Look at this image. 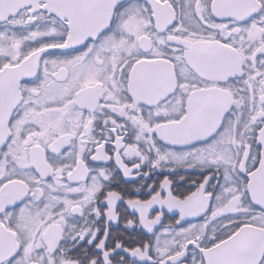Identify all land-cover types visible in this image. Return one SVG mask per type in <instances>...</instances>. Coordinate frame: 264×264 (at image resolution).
Returning <instances> with one entry per match:
<instances>
[{"label": "snow or ice", "instance_id": "6c2138e0", "mask_svg": "<svg viewBox=\"0 0 264 264\" xmlns=\"http://www.w3.org/2000/svg\"><path fill=\"white\" fill-rule=\"evenodd\" d=\"M0 264H264V0H0Z\"/></svg>", "mask_w": 264, "mask_h": 264}, {"label": "flooded vegetation", "instance_id": "af4514ba", "mask_svg": "<svg viewBox=\"0 0 264 264\" xmlns=\"http://www.w3.org/2000/svg\"><path fill=\"white\" fill-rule=\"evenodd\" d=\"M180 192L186 193L189 190H194V189H189L187 185L180 187L179 189H177Z\"/></svg>", "mask_w": 264, "mask_h": 264}]
</instances>
